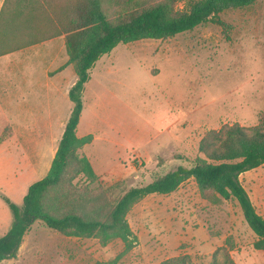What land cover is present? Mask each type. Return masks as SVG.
<instances>
[{"label":"rangeland","instance_id":"1","mask_svg":"<svg viewBox=\"0 0 264 264\" xmlns=\"http://www.w3.org/2000/svg\"><path fill=\"white\" fill-rule=\"evenodd\" d=\"M187 1L178 0L176 8ZM127 9L115 7L114 16ZM220 19L225 26L208 21L173 38L119 44L95 63L82 94L77 135L93 136L79 154L89 159L97 179L79 176L73 182L77 188L114 201L204 157L198 145L207 131L261 122L264 0L224 11ZM14 27L7 40H14ZM0 58L1 87L26 79L23 95L0 92L2 237L13 221L2 197L21 205L28 187L47 174L73 108L68 91L76 75L71 65L59 70L68 60L63 36ZM50 78L54 86L47 90ZM240 180L264 218V165ZM127 220L137 240L118 264H160L180 255L203 264L215 257L223 264V251L215 253L219 248H226L236 264H264V251L254 248L258 238L237 201L206 200L192 178L170 194L144 197ZM123 250L120 239L104 246L96 238L68 237L35 221L17 257L0 264H95Z\"/></svg>","mask_w":264,"mask_h":264},{"label":"trees","instance_id":"2","mask_svg":"<svg viewBox=\"0 0 264 264\" xmlns=\"http://www.w3.org/2000/svg\"><path fill=\"white\" fill-rule=\"evenodd\" d=\"M178 0H3L0 9V56L63 36L76 81L68 91L73 104L50 168L33 182L17 205L8 197L13 221L0 237V262L17 257L24 236L35 221L71 237L96 238L102 245L115 239L124 243V250L113 260L95 264H118L131 251L137 240L127 214L150 194H170L189 179H194L206 200L218 203L234 199L244 219L257 236L256 250L264 251V218L256 211L241 183V174L264 165V117L258 125L246 128L237 123L207 131L201 138L192 166L178 165L150 183L132 187L116 200L108 201L102 193L80 189L74 180L83 176L90 182L97 179L89 159L79 150L90 144L92 134L77 135L84 108L82 94L91 79L95 63L119 44L142 39L164 40L191 31L208 21L225 26L220 14L227 10L253 5L256 0H188L176 8ZM128 9L114 16L115 7ZM15 24V25H13ZM15 26L14 40L8 36ZM5 35V36H3ZM7 37V39H6ZM223 264H236L226 248ZM160 264L193 263L187 255L169 258ZM210 264H219L216 258Z\"/></svg>","mask_w":264,"mask_h":264},{"label":"crops","instance_id":"3","mask_svg":"<svg viewBox=\"0 0 264 264\" xmlns=\"http://www.w3.org/2000/svg\"><path fill=\"white\" fill-rule=\"evenodd\" d=\"M59 37H61V36H59ZM59 37H56V38H53V39H51V40H48V41H52V40H56L57 38H59ZM64 38V37H63ZM45 43L47 42V41H44ZM44 42H42V43H44ZM40 44V43H39ZM35 45H37V44H35ZM30 47V46H29ZM1 57V56H0ZM1 59V58H0ZM60 70V69H59ZM63 70V69H62ZM26 79H25V77H23V81H25ZM22 81V82H23ZM76 81V80H75ZM75 81H74V83H75ZM21 82V83H22ZM53 81H52V79L50 78V79H47L46 81H45V88L48 90L50 87H53L54 86V83H52ZM21 83H14L13 85H11V86H9L8 88H4V87H1L0 86V92H7V91H10V92H16L17 94H21V95H23V92H24V88H23V85L21 84ZM73 83V84H74ZM72 84V85H73ZM71 88V87H70ZM69 88V89H70ZM61 139V138H60ZM56 152V151H55ZM55 154V153H54ZM53 157H54V155H53ZM22 246V245H21ZM20 249H21V247H20ZM20 249H19V251H20ZM4 261H6V260H4ZM3 262V261H2Z\"/></svg>","mask_w":264,"mask_h":264}]
</instances>
